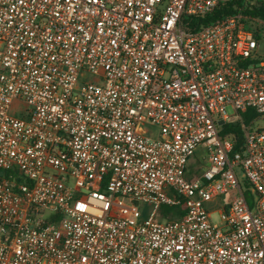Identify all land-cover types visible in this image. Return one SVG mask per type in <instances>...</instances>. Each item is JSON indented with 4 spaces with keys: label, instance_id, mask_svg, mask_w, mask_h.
I'll return each mask as SVG.
<instances>
[{
    "label": "built area",
    "instance_id": "1",
    "mask_svg": "<svg viewBox=\"0 0 264 264\" xmlns=\"http://www.w3.org/2000/svg\"><path fill=\"white\" fill-rule=\"evenodd\" d=\"M233 1L0 0V264H264V20L191 24Z\"/></svg>",
    "mask_w": 264,
    "mask_h": 264
},
{
    "label": "trees",
    "instance_id": "2",
    "mask_svg": "<svg viewBox=\"0 0 264 264\" xmlns=\"http://www.w3.org/2000/svg\"><path fill=\"white\" fill-rule=\"evenodd\" d=\"M242 12L249 18H259L264 20V0H258L256 2H248L247 4L243 0H236L217 7L212 13L194 17L191 19V24L194 30L199 29L203 25L211 24L218 19L225 16ZM243 120L249 123L254 117L255 112L251 109L241 113ZM221 134L224 137H228L235 141V151H242L244 145V132L239 122L225 123L221 127ZM247 200L251 203V195H247ZM185 214V206L180 204L179 206H163L162 215L164 218L170 216L171 218L181 217Z\"/></svg>",
    "mask_w": 264,
    "mask_h": 264
},
{
    "label": "rangeland",
    "instance_id": "3",
    "mask_svg": "<svg viewBox=\"0 0 264 264\" xmlns=\"http://www.w3.org/2000/svg\"><path fill=\"white\" fill-rule=\"evenodd\" d=\"M253 26L254 27L261 26V29L264 30V26L259 25L258 23H254ZM261 42L264 45V35L262 36ZM24 110H25L24 103H22V102H15L14 103L13 112H15L17 114V116L26 118L25 113H23ZM227 110H228L229 114H233V110L230 107H228ZM263 125H264L263 121H258L256 123L255 127L256 126H263ZM139 129L151 138H156L159 136V128L154 126V125H150L148 123H145V118L142 119V121L139 123ZM203 155H204L203 152L197 151L194 160H192V162H191L190 169L192 171H195V169L198 167H200L203 170L208 166L207 161L206 160L204 161L202 158ZM202 170H200V171H202ZM236 172H237L238 178L240 179V181L242 182L243 187H244L245 179L242 177V174H243L242 170L237 169ZM233 194H234V192L224 194V195L218 197V199L214 203H207V205H206L207 208L209 210L213 211L212 216H213V221L215 223H220L221 219H220L219 211L221 210V208H223L224 206L229 205L231 203L232 198H233ZM141 210H142L144 218H147L150 215L151 207L148 205H141Z\"/></svg>",
    "mask_w": 264,
    "mask_h": 264
},
{
    "label": "crops",
    "instance_id": "4",
    "mask_svg": "<svg viewBox=\"0 0 264 264\" xmlns=\"http://www.w3.org/2000/svg\"><path fill=\"white\" fill-rule=\"evenodd\" d=\"M204 156H202V158H203Z\"/></svg>",
    "mask_w": 264,
    "mask_h": 264
}]
</instances>
